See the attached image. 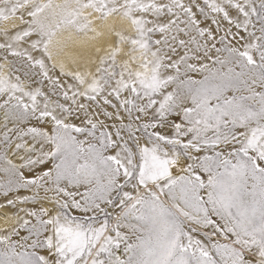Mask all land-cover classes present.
<instances>
[{"label": "snow or ice", "instance_id": "1", "mask_svg": "<svg viewBox=\"0 0 264 264\" xmlns=\"http://www.w3.org/2000/svg\"><path fill=\"white\" fill-rule=\"evenodd\" d=\"M0 219V264H264V0H0Z\"/></svg>", "mask_w": 264, "mask_h": 264}, {"label": "bare ground", "instance_id": "2", "mask_svg": "<svg viewBox=\"0 0 264 264\" xmlns=\"http://www.w3.org/2000/svg\"><path fill=\"white\" fill-rule=\"evenodd\" d=\"M0 226H3V220L2 219H0Z\"/></svg>", "mask_w": 264, "mask_h": 264}]
</instances>
